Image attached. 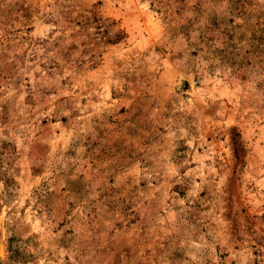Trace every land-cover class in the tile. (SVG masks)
Instances as JSON below:
<instances>
[{
  "label": "rangeland",
  "instance_id": "1",
  "mask_svg": "<svg viewBox=\"0 0 264 264\" xmlns=\"http://www.w3.org/2000/svg\"><path fill=\"white\" fill-rule=\"evenodd\" d=\"M0 264H264V0H0Z\"/></svg>",
  "mask_w": 264,
  "mask_h": 264
}]
</instances>
